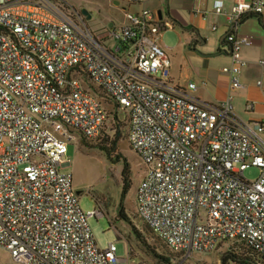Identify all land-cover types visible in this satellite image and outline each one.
<instances>
[{"label": "built area", "instance_id": "1", "mask_svg": "<svg viewBox=\"0 0 264 264\" xmlns=\"http://www.w3.org/2000/svg\"><path fill=\"white\" fill-rule=\"evenodd\" d=\"M63 3L0 0V249L10 264H131L114 242L99 248L89 220L104 211L84 213L62 171L67 145L98 138L108 120L88 85L127 112L129 145L146 167L136 214L155 237L186 258L240 241L264 264V119L247 124L232 96L213 106L191 95L194 83L173 84L162 45L172 24L156 12L127 13L98 32ZM213 10L228 21L222 72L240 89L242 49L253 40L239 26L264 13V0Z\"/></svg>", "mask_w": 264, "mask_h": 264}, {"label": "rangeland", "instance_id": "2", "mask_svg": "<svg viewBox=\"0 0 264 264\" xmlns=\"http://www.w3.org/2000/svg\"><path fill=\"white\" fill-rule=\"evenodd\" d=\"M63 1L77 7L81 11L86 10L91 16V19L88 20L89 26L98 32L105 26L106 20L114 22L116 26H120L123 17L127 13L135 12L128 9V3L119 0H114L116 3L119 2V5H108V8L113 11L110 16L105 11H98L99 9L95 8L97 6L95 4L99 0ZM172 41L171 32L165 33L163 37L164 45L170 46ZM87 88L97 93L108 115V120L100 139L106 138V136H109V139L113 137L116 115L120 121H124L122 124L124 136L118 143L111 159L107 158L97 147L101 143L100 140L86 141L77 136L76 142L67 145V162L70 164L63 168L62 171L72 175V187L84 213L96 208H101L104 211V217L89 220V225L99 248L105 249L108 243L114 242L117 246V256L126 258L127 252H129L131 264H157L150 250L140 242L135 233L136 230L141 234L143 241L150 249L154 248L157 253H162L159 248V240L151 233H147L144 222L136 215L137 186L144 177L146 167L128 144L127 112L123 109H115L114 104L105 99L96 87L88 85ZM117 154L127 159L129 164L128 193L124 199H122L124 162L114 161ZM258 175L259 171L256 168H250L245 172V177L249 180L256 179ZM121 209L124 210L128 221L119 218ZM228 247L229 243H225L217 251L209 253L195 252L188 258L181 254L180 258L173 261V264H223V255ZM10 263L9 253L0 249V264Z\"/></svg>", "mask_w": 264, "mask_h": 264}, {"label": "crops", "instance_id": "3", "mask_svg": "<svg viewBox=\"0 0 264 264\" xmlns=\"http://www.w3.org/2000/svg\"><path fill=\"white\" fill-rule=\"evenodd\" d=\"M217 1L223 3L224 11L228 13L236 2L252 0H135L128 4V9L135 11L133 13L143 9L154 11L172 24L167 32H171L173 41L166 46L162 39V45L171 60L173 84L194 83L196 90L191 95L213 106L232 96L233 111L240 120L247 124L260 122L264 119V70L258 62L264 60V13L245 17L240 23L238 33L252 37L253 43L242 49V57L248 63L241 75L243 87L233 90L229 77L222 72L231 60L225 41L228 21L225 14L214 12L213 5ZM112 4L119 5V2L99 0L95 8L110 16L113 11L108 5ZM105 22V26H116L109 20ZM123 23L124 17L121 25ZM258 81L261 86L257 85ZM249 104L253 109H247Z\"/></svg>", "mask_w": 264, "mask_h": 264}, {"label": "trees", "instance_id": "4", "mask_svg": "<svg viewBox=\"0 0 264 264\" xmlns=\"http://www.w3.org/2000/svg\"><path fill=\"white\" fill-rule=\"evenodd\" d=\"M53 1L60 6H64L63 0H53ZM107 100H109V99H107ZM114 106H115V109H120V107L118 105L114 104ZM127 121H128L127 141H128V135H129L128 117H127ZM123 122L124 121L119 120L117 115L115 116L114 135L111 139H109V136H106V138L100 139L102 137L104 131H102L101 135L94 140H88L84 137H81V138H83L86 141H98V140H100L101 143L99 145H97V147L99 148V150L101 152H103L107 156V158L111 159L113 157V154H114L116 148H117L118 143L121 141V139L124 136V133L122 131ZM128 144H129V141H128ZM114 161L115 162H120V161L124 162V167H123V172H122V178H123V182H124L123 191H122V199H124L126 194L128 193V184H129L128 182H129V173H130L129 164L127 162V159L122 157L120 154H117L115 156ZM137 217H139V216L137 215ZM119 218L128 221V218L124 214L123 209H121L119 212ZM144 225H145V223H144ZM145 230L147 231V233H151L153 236H155L152 233V231L146 225H145ZM135 233L137 234V237L139 238L140 242L142 244H144V246L147 247V249L150 250V252L153 255L154 259L156 260L157 264H173V261L180 258L181 253H176V252L170 250L161 241H159L160 242L159 248L162 251V253L161 254L157 253L154 248L150 249V247L148 245H146L145 241H143L141 234L139 232H137L135 230ZM225 243H229V247H228L227 251L225 252V254L223 255V259H222L223 264H263L260 255L251 246L247 245L246 243L240 242V241H228V242H224L223 244H225ZM220 248H221V246H220Z\"/></svg>", "mask_w": 264, "mask_h": 264}, {"label": "water", "instance_id": "5", "mask_svg": "<svg viewBox=\"0 0 264 264\" xmlns=\"http://www.w3.org/2000/svg\"><path fill=\"white\" fill-rule=\"evenodd\" d=\"M82 14H83L84 16H86L87 19H90V18H91V16L88 14L87 11H82ZM158 15H159V18L161 19V15H160V14H158Z\"/></svg>", "mask_w": 264, "mask_h": 264}, {"label": "flooded vegetation", "instance_id": "6", "mask_svg": "<svg viewBox=\"0 0 264 264\" xmlns=\"http://www.w3.org/2000/svg\"><path fill=\"white\" fill-rule=\"evenodd\" d=\"M86 17V16H85ZM87 18V17H86Z\"/></svg>", "mask_w": 264, "mask_h": 264}]
</instances>
